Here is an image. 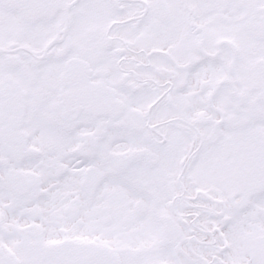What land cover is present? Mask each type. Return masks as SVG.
Listing matches in <instances>:
<instances>
[{
	"label": "snow or ice",
	"instance_id": "6c2138e0",
	"mask_svg": "<svg viewBox=\"0 0 264 264\" xmlns=\"http://www.w3.org/2000/svg\"><path fill=\"white\" fill-rule=\"evenodd\" d=\"M0 264H264V0H0Z\"/></svg>",
	"mask_w": 264,
	"mask_h": 264
}]
</instances>
